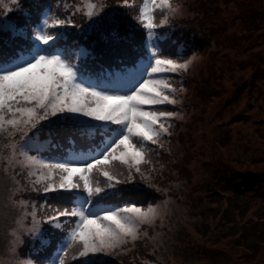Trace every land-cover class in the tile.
<instances>
[{"label":"rangeland","instance_id":"rangeland-1","mask_svg":"<svg viewBox=\"0 0 264 264\" xmlns=\"http://www.w3.org/2000/svg\"><path fill=\"white\" fill-rule=\"evenodd\" d=\"M24 1L0 0V18L12 21L10 14ZM90 2L95 0H45L52 8L51 13L43 9L49 24L66 19L76 25L45 29L63 33L60 44L71 53L80 47L92 51V47L76 42L89 23L84 13ZM172 3L179 5L174 15L154 10L155 23L166 21L159 28H178L189 34L192 42V31H196L206 34L207 40L195 47L185 48L181 43L161 48L164 54L172 53L167 58L191 62L186 70L154 77L171 83L175 92L169 94L176 104L145 106L146 110L177 113L164 121L170 125V134L162 135L158 144L145 145L147 152L151 151V163L141 166L142 172L150 170L141 179L156 184L150 196L157 194V199H140L145 205L137 207H155L159 214L153 223L141 225L138 239L130 240L113 257L133 264H264V0ZM237 6L245 10L241 20L237 19ZM65 30L76 36H68ZM164 40L159 36V41ZM79 60L74 57L73 62L79 64ZM41 124L48 126V121ZM16 134L10 128L0 132V182L6 181L1 192L10 182L8 192L3 196L0 192V225L6 236L0 243V264H17L14 257L25 241L34 246L49 222L71 230L61 231L64 253L47 258L46 264H60V258L64 264H83L98 257L103 261L105 256L110 260L112 253L81 258L78 243L68 247L76 222L50 218L56 217L58 210L75 206V196L63 191L45 193L43 185L34 183L23 156L13 151L21 139ZM35 139L43 143L41 134ZM20 171L26 173L23 178ZM155 174L161 179H154ZM94 178L103 186L102 174L94 173ZM12 206L19 211L15 221L11 220Z\"/></svg>","mask_w":264,"mask_h":264},{"label":"snow or ice","instance_id":"snow-or-ice-1","mask_svg":"<svg viewBox=\"0 0 264 264\" xmlns=\"http://www.w3.org/2000/svg\"><path fill=\"white\" fill-rule=\"evenodd\" d=\"M33 5L36 20L26 14L24 27L0 18V33L10 34L0 38V132L10 128L20 134L13 151L23 156L28 175L35 177L36 185H43L45 193L63 191L75 196V206L58 210L50 218H78L68 247L78 243L81 258L111 254L137 240L140 226L153 223L159 214L155 207H137L132 198L140 193L118 185L134 181L136 175L144 178L141 166L151 163L145 145L158 144L162 135L170 134V125L164 121L177 115L145 106L178 102L169 94L175 92L171 83L154 77L186 70L191 61L181 63L159 51L156 29L166 21L155 23L153 13L161 9L174 15L179 5L172 0H144L137 24L126 12L111 8L108 0L90 2L83 33L91 31L97 39L90 45L92 51L80 47L77 53L61 46L63 33L45 31L76 25L66 19L49 24L43 9L51 13V6L45 0H33ZM30 24H35L34 36L28 31ZM19 38L25 42L14 45ZM41 121H48V126ZM37 134L43 143L35 139ZM94 134L104 138L87 148V158L68 150L76 137L89 139ZM115 161L127 168L123 180L122 173L115 171ZM97 172L105 178L103 186L94 178Z\"/></svg>","mask_w":264,"mask_h":264},{"label":"trees","instance_id":"trees-1","mask_svg":"<svg viewBox=\"0 0 264 264\" xmlns=\"http://www.w3.org/2000/svg\"><path fill=\"white\" fill-rule=\"evenodd\" d=\"M109 6L113 9H117L120 12H126L128 14V18L132 20L133 23H137L138 24V20L136 19V17L139 16V9L141 7H143V3L144 0H128V6L125 7L124 6V0H109L108 1ZM205 4V3H204ZM33 7V10L32 8ZM237 19L241 20L243 18L244 12L245 10H243V7H239L237 6ZM31 13L32 14V20L35 21L36 20V16H35V9H34V5H33V0H25L23 2V5L20 9H17L15 11H13L10 14V18L13 19L11 22H14L18 27H24L25 26V22L26 20H28V16L26 14ZM159 18V15H158ZM42 20V16L40 17V21ZM175 25V24H174ZM28 31L31 32V35H35V24H30ZM141 32L144 33V38H147V32L146 30L142 29L141 27ZM65 33L72 37L73 35L76 36V33L73 31V34H71L70 32H67L65 30ZM10 34L7 33H0V38H6L8 37ZM192 35H194V40L189 41V34H182L178 28L176 29H171L168 27L165 28H158L156 29V38H155V43L157 44V46L160 47L159 51L163 52V49H161L162 47H164V49L171 47L173 48L174 45H178L183 43V45L185 46V48H189L190 46H196L198 45V43H202L203 41L207 40V36L206 34L201 36V33H199V35L197 34L196 31H192ZM97 35L95 33H87V35H85L84 33L82 35H80L78 38V40L76 41L77 43H80L81 45H88L90 46L87 41L88 39H90L93 37H96ZM159 36H163L165 37L164 41H159ZM173 41L174 44H173ZM209 41V40H208ZM207 41V43H208ZM25 42L24 38H19L17 41H14V45L15 44H22ZM96 48L100 49L99 46L97 45ZM99 51H97L98 53ZM95 54V53H94ZM166 55H172V53L168 54H164ZM173 56V55H172ZM77 62H80L77 61ZM113 127H119L117 125H113ZM18 137L20 136L19 133L16 134ZM104 137L102 135H95L92 138L89 139H81L80 137H76L70 146L69 150L75 149V152L80 153V155H85L87 156V148L90 146H93L94 144L98 143L100 141V139H103ZM19 139V138H17ZM173 140V138H172ZM164 150H162L163 153ZM160 153L156 151V154ZM151 158V151H148V159ZM115 164V171L122 173V175L119 176V178L121 180L124 179L125 175L127 174V171L124 170L122 167H120L119 162H113ZM144 170V174L149 173L150 170L149 169H143ZM26 175V173L24 171H20L19 176H21L22 178ZM166 177V176H165ZM142 177L140 175H136L134 181L128 182V183H124V184H120L118 185V187L120 188H124L126 191L129 192H137L140 193V195H137L135 197H133L132 199L134 200V202L136 203V206H142L145 204H142L140 201V199H145V200H150L151 198H156L157 199V194H154L153 197H151L150 195L152 194V192H155V187L154 185L156 184H146L142 179ZM154 179L160 180V176L155 174L153 176ZM6 181L2 180L0 182V192L2 191V184H4ZM9 181L6 183V187H5V192H1L3 193L2 196L4 194H6L9 190ZM12 188V186H11ZM111 203H120L121 206H124L122 202L117 201V200H112ZM243 205V204H242ZM103 206H107V205H103ZM228 210V207L226 208L225 211ZM18 209L14 206H12V210L11 213L13 214V217L11 218V220H17L18 218ZM226 213L223 212V216ZM226 216H224L223 218H225ZM8 218V215H7ZM66 221H72L73 224L76 222L75 218H70V217H63ZM6 220V218H5ZM1 228V232H0V243L3 242L5 240V233H4V227L0 225ZM67 230H71V228L69 227H62L59 224H57L56 222H49L47 224H44L43 227V232H42V236L40 239L37 240V242L35 243L34 246L30 245L28 243V241H25V246L19 251V253L14 257L15 260L17 258V264L21 263V264H27V262L31 261V264H46V259L47 258H54V256H57L59 254L64 253V251L66 250L65 246H60L62 244V241L64 239V236L62 235L61 231H67ZM262 243H260L261 245ZM141 245V243L139 244V246ZM258 245V246H260ZM120 252V250H116L115 252H113L110 255V260L105 256V259L103 261H100V257L98 258H94L92 259V264H133V262H128L126 260V258H114L113 256L115 254H118ZM1 254H4V252L2 251ZM19 257L21 259H23L22 261L19 259ZM140 261H137V263Z\"/></svg>","mask_w":264,"mask_h":264}]
</instances>
